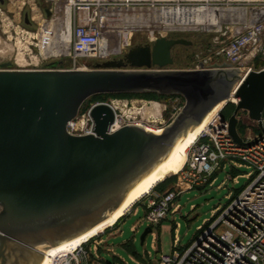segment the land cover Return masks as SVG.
Returning a JSON list of instances; mask_svg holds the SVG:
<instances>
[{"label":"water","instance_id":"95a60500","mask_svg":"<svg viewBox=\"0 0 264 264\" xmlns=\"http://www.w3.org/2000/svg\"><path fill=\"white\" fill-rule=\"evenodd\" d=\"M177 45L191 42L160 36L88 70H57L60 62L43 70L0 64V264H41L50 258L44 251L109 222L173 164L234 89L229 135L244 144L240 111L261 128L264 68L242 80L226 65L169 69ZM130 93L179 95L185 103L158 133L137 125L110 133L115 113L99 103L89 111L92 133L68 134L89 97Z\"/></svg>","mask_w":264,"mask_h":264},{"label":"rangeland","instance_id":"374dc122","mask_svg":"<svg viewBox=\"0 0 264 264\" xmlns=\"http://www.w3.org/2000/svg\"><path fill=\"white\" fill-rule=\"evenodd\" d=\"M173 1L179 0H160L158 5L159 7L175 8L177 5L174 7ZM180 4L181 7L205 6L204 2L188 0L182 1ZM209 5L219 8H245L247 13L240 11L238 19L234 22L226 20L220 28L139 26L134 32H128L130 28H123L120 31L123 33L115 35L113 47H111L112 43L110 44L113 38L105 34L102 43L103 57L122 52L110 57V59H118L134 46L149 44L153 38L165 36L169 39L182 38L191 42L190 46L177 45L172 49L173 65L167 68L193 70L205 61L214 66L225 67V60L220 55H216V52L238 30L239 25L241 28L246 25L245 23H253L252 20L255 17L264 16V9H253L264 8V0L246 2L215 0L211 1ZM48 7L45 0H3V3H0V64L10 63L11 66L8 69L11 70H43L47 64L52 62H60L56 67L59 69L71 67L70 60L59 59L69 53L68 17L64 20L55 17L50 21L49 16L46 15ZM231 11L233 10L224 11L226 19L229 18ZM24 17L28 18L29 24L24 23ZM237 21L245 22L238 23ZM168 30L170 31L168 32ZM157 31L159 33L167 32L154 34ZM94 62L96 61L80 58L77 66L91 69ZM246 63L252 67L253 71L264 68V38L260 52ZM99 102L112 104L115 107L119 124L137 122L152 129H162L179 113L185 100L179 95L155 93L98 94L83 102L76 122H80L86 111ZM233 108L234 105L228 103L222 111L224 114H231ZM237 118V132L241 137L246 136L248 130L254 134L258 133L256 122L251 121L245 111H240ZM246 172L248 170L244 168L230 172V168L227 166L223 172L216 174L215 180L210 186L183 193L176 200L180 207L179 212L174 216L169 215L167 220L162 222L160 228H151L155 237L149 233L143 240H141V236L148 224L143 221L142 208L144 206L140 199L118 224L91 240H96L99 244L97 247L98 257L101 262L106 264H154L156 260L154 258L159 253L169 254L172 252L175 238L179 241V247L188 245L198 233V229L211 219L215 209L227 202L228 194L244 187L247 180L241 175ZM226 173L237 175V184L225 181ZM175 178V176H170L158 183L154 187V191L161 193L174 183ZM138 207L140 208L137 214L133 215ZM132 227H136V232L132 231ZM154 243L158 251L153 249Z\"/></svg>","mask_w":264,"mask_h":264},{"label":"built area","instance_id":"2783aa9c","mask_svg":"<svg viewBox=\"0 0 264 264\" xmlns=\"http://www.w3.org/2000/svg\"><path fill=\"white\" fill-rule=\"evenodd\" d=\"M45 1L49 6V18L63 11L68 12L69 53L59 59L70 60L71 67L56 68L57 70H88L77 66L78 59L95 60V64L111 60L110 57L115 54H121L122 52L102 56L100 43L105 29L116 26V22L127 15L139 11L142 14L143 9L159 7V1L153 3L150 0ZM174 4L175 7L176 3ZM239 27L216 55L225 60L227 67L238 69L242 80L253 71L244 62L245 57L253 52L252 59L260 52L264 38V18ZM165 32L167 31L161 33ZM200 65L205 69L221 67L207 61ZM200 65L193 70L200 69ZM245 69L248 70L243 76ZM234 90L230 96L234 99L231 104L235 106L238 100L234 98ZM108 105L115 113L110 133L127 125L139 126L137 122L119 124L115 107ZM90 108L80 122H76L77 116L68 122V134L83 136L92 133ZM222 109L209 120L195 144L188 150L185 165L175 176L174 183L161 193L152 188L141 198L144 206L143 221L149 228H153L167 220L169 215L174 216L180 210L176 203L180 195L209 185L210 179L223 172L227 166L230 172L242 168L248 170L241 175L246 178L247 183L236 195H228L227 202L215 209L211 219L199 228L188 245L179 247V241L175 239L172 252L158 254L154 264H264V109L260 119L261 128L257 126L258 133L248 130L246 136L239 135L243 145L236 143L229 135L228 119L222 117ZM237 179V175L226 173L225 181L237 184ZM98 245L96 240L83 243L71 251L57 253L50 258L48 264H106L97 255Z\"/></svg>","mask_w":264,"mask_h":264},{"label":"bare ground","instance_id":"6f19581e","mask_svg":"<svg viewBox=\"0 0 264 264\" xmlns=\"http://www.w3.org/2000/svg\"><path fill=\"white\" fill-rule=\"evenodd\" d=\"M125 1V0H124ZM153 3L155 1H160V0H150ZM185 1V0H179V1H173L176 3L177 7L172 8V7H155L152 6L148 9H143V12H137L132 15H127L124 18H118L119 20L116 22V26H111L107 27L109 28L108 30L105 29V34H108L110 37H112V41L110 42L111 47H113V40L115 35L120 32L121 29L123 28H130L128 32H134L137 31L136 28L139 26H144V27H159L162 28L164 26H188V27H195V26H201L203 28H217L221 27V24L226 22V20H229L231 22H234L236 19H238L240 15V11H245L247 13V10L245 8H233V7H228V8H219V7H210L209 3L211 1L215 0H188V1H200L204 2L205 6H196V7H181L179 2ZM222 1V0H221ZM224 1H232V0H224ZM238 1H253V0H238ZM257 1V0H254ZM253 9H264V8H253ZM231 11L229 12L230 16L229 18L226 19V14H224V11ZM251 10V9H250ZM249 10V11H250ZM245 13V16H246ZM228 14V13H227ZM250 14V13H249ZM59 18L61 20H64L66 17H68V12L63 11L60 12L59 15L53 16L50 18V21L53 20V18ZM119 17V16H117ZM251 17V16H250ZM260 17V18H259ZM264 18L263 15L255 17L254 20L256 21L257 19ZM69 20V18H68ZM238 23H244L243 21H237ZM248 25L247 23H245ZM69 28V27H68ZM143 32V31H142ZM158 32V31H157ZM169 32V31H168ZM105 34L103 35L100 43V52L103 54V39L105 37ZM45 38V37H44ZM70 40V39H69ZM111 49V48H110ZM112 53V52H111ZM67 55V54H65ZM63 55L62 57H64ZM253 55V52H250L244 59V62L248 61ZM47 56V55H46ZM248 69L243 70V76L247 72ZM232 94V93H231ZM233 97L230 96L228 101H225V103L220 107L222 109L226 104L233 102ZM237 102V101H236ZM219 109V110H220ZM218 110V111H219ZM139 126H142L140 123H137ZM208 124V123H207ZM204 123L198 124L199 126L203 127L202 130L205 129L207 126ZM146 130L152 131L155 133H158L161 131V129H152L147 126H143ZM201 130V131H202ZM200 131V132H201ZM198 135L192 140V142L187 146V148L175 158L174 162L172 165L166 167L162 173V175L152 181L141 193L135 194L134 195V200H129L128 205L126 208L117 210L114 214V217L107 223H103L97 226H94L87 232L73 238L67 241L62 242L61 244L48 249L43 252V254L49 256L50 258L52 256H55L57 253L64 252V251H71L75 249L76 247L82 245L83 243L91 241L93 238L97 237L98 235L102 234L105 230L114 227L118 222L123 219V217L126 215V213L131 209V207L139 201L145 194L149 193L152 188H154L158 183L163 182L170 176H176L184 167L185 162L187 160V153L190 147H192L195 142L198 139ZM249 132V131H248ZM50 258L41 264H48L50 261Z\"/></svg>","mask_w":264,"mask_h":264},{"label":"crops","instance_id":"0c3cea01","mask_svg":"<svg viewBox=\"0 0 264 264\" xmlns=\"http://www.w3.org/2000/svg\"><path fill=\"white\" fill-rule=\"evenodd\" d=\"M217 28H220V27H217ZM203 29H207V28H203ZM215 176H216V175H214V176L210 179L211 182H210V184L207 185V186H210V185L214 182V180H215ZM205 187H206V186H205ZM205 187H203V188H205ZM199 189H202V188H199ZM234 192H235V191H234ZM234 192H232V193H234ZM229 194H230V193H229ZM229 194H228V195H229ZM140 206H142V205H140ZM139 208H140V207H138V208L135 210V212H134L133 215L137 214ZM141 208H142V207H141ZM142 209H143V213H144V208H142ZM204 224H205V223H204ZM204 224H203V225H204ZM161 225H162V223H161L160 225L156 226L155 228H160ZM200 228H201V227H200ZM136 230H137L136 227H132V231H133V232H136ZM198 230H199V229H198ZM150 233H152V229H151V232H150ZM148 234H149V233H148ZM152 235H153V237H155V233H152ZM175 239H177V238H175ZM175 239H174V240H175ZM174 240H173V242H174ZM155 242H156V241H155ZM173 246H174V245H173ZM153 249H155L156 251H158L155 243L153 244ZM159 254H165V253H159ZM148 256H149V255H148ZM155 258H156V256H155ZM155 258H154V259H155ZM148 261H149V260H148ZM150 261H153V260H150ZM152 263H153V262H152Z\"/></svg>","mask_w":264,"mask_h":264},{"label":"trees","instance_id":"16d2710c","mask_svg":"<svg viewBox=\"0 0 264 264\" xmlns=\"http://www.w3.org/2000/svg\"><path fill=\"white\" fill-rule=\"evenodd\" d=\"M233 110H234V108H233ZM233 110H232V113H233ZM231 114H224L223 111L221 112L222 117L225 119H228L231 116ZM240 190L235 191L233 194L236 195Z\"/></svg>","mask_w":264,"mask_h":264},{"label":"flooded vegetation","instance_id":"af4514ba","mask_svg":"<svg viewBox=\"0 0 264 264\" xmlns=\"http://www.w3.org/2000/svg\"><path fill=\"white\" fill-rule=\"evenodd\" d=\"M23 21H24L25 24H29L27 17H24V20Z\"/></svg>","mask_w":264,"mask_h":264}]
</instances>
